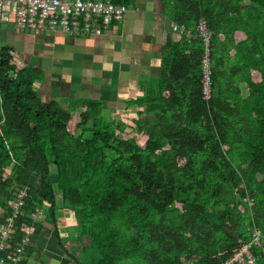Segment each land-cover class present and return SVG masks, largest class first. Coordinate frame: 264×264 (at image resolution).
<instances>
[{"label":"trees","instance_id":"trees-1","mask_svg":"<svg viewBox=\"0 0 264 264\" xmlns=\"http://www.w3.org/2000/svg\"><path fill=\"white\" fill-rule=\"evenodd\" d=\"M161 1L183 33L134 112L45 102L0 48V228L27 189L1 257L49 219L67 263L226 264L259 231L264 264V0Z\"/></svg>","mask_w":264,"mask_h":264},{"label":"crops","instance_id":"crops-1","mask_svg":"<svg viewBox=\"0 0 264 264\" xmlns=\"http://www.w3.org/2000/svg\"><path fill=\"white\" fill-rule=\"evenodd\" d=\"M122 5L123 19L100 35L28 31L9 13L0 27V48L12 47L20 67L38 72L34 86L45 102L64 108L76 105L80 111L83 103L97 101L115 116L134 112L138 107H129V102L143 96L163 70L167 38L179 41L183 30H174L161 0H128ZM50 224L47 219L41 229L33 230L36 254L26 256L24 264H69Z\"/></svg>","mask_w":264,"mask_h":264},{"label":"built area","instance_id":"built-area-1","mask_svg":"<svg viewBox=\"0 0 264 264\" xmlns=\"http://www.w3.org/2000/svg\"><path fill=\"white\" fill-rule=\"evenodd\" d=\"M9 13L13 14L20 28L28 31L62 30L70 34L100 35L112 23L123 19L126 8L111 0H0V27ZM174 30L183 29L174 25ZM198 31L207 45V56L203 60L204 98L209 99L211 97L210 32L205 20L199 22ZM15 196V202H10L13 212L6 224L0 228V264H21L25 247L32 242L33 229L27 227L22 243L16 247V254L1 257V254L10 248L9 239L13 233V222L27 197V189L19 190ZM260 237V232H255L252 241L245 244L226 264H254L256 257L252 253V248L260 242Z\"/></svg>","mask_w":264,"mask_h":264},{"label":"rangeland","instance_id":"rangeland-1","mask_svg":"<svg viewBox=\"0 0 264 264\" xmlns=\"http://www.w3.org/2000/svg\"><path fill=\"white\" fill-rule=\"evenodd\" d=\"M224 39V38H223ZM222 39V40H223ZM66 243V242H65ZM67 243H69V242H67ZM36 254V252H34L33 253V255H35ZM60 258L61 257H59V256H55V259H57L58 261L60 260ZM42 263L41 264H50L47 260H44V261H41ZM51 264H60V263H57L56 261H52L51 262ZM69 264H75V263H73V262H69Z\"/></svg>","mask_w":264,"mask_h":264}]
</instances>
